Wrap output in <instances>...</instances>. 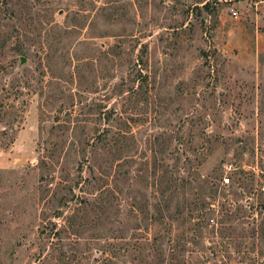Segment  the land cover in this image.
<instances>
[{
    "label": "rangeland",
    "instance_id": "rangeland-1",
    "mask_svg": "<svg viewBox=\"0 0 264 264\" xmlns=\"http://www.w3.org/2000/svg\"><path fill=\"white\" fill-rule=\"evenodd\" d=\"M0 264H264V0H0Z\"/></svg>",
    "mask_w": 264,
    "mask_h": 264
},
{
    "label": "trees",
    "instance_id": "trees-1",
    "mask_svg": "<svg viewBox=\"0 0 264 264\" xmlns=\"http://www.w3.org/2000/svg\"><path fill=\"white\" fill-rule=\"evenodd\" d=\"M227 180H228V178H227ZM216 191H217V188L212 190L213 193H216ZM204 208H205L204 205H202V207H196L195 205L190 207L191 211H193V210L197 211L196 217H197L198 221H200V222L192 223L194 228H196L197 230H202V228L206 227L207 225H210V223H208V217H209L208 212ZM220 209L222 211H224V213H221V218H223V216L226 215L227 213H226L224 208H220ZM217 210L219 212V208ZM211 221H214V220L211 218ZM223 221L224 220L220 219L218 222L216 221L214 224H212V226L215 227L217 225V227L221 230L223 228ZM170 227L172 228L171 225H170ZM171 234L172 233L170 232V234L166 240L165 245H166L167 251L170 252V254H173L174 250H177V251L183 250L184 247H182V246L184 243H182V241H179V240H174ZM153 245H155L154 241H152L150 244H148V247L151 248V246H153ZM108 246H109V244H108ZM109 249H107V250L99 249V254L104 257V260H106L108 262H112V257H115V255H110V256L106 255L105 256L106 252ZM131 250H136V247L134 246V249H126L124 251H126V253H129ZM112 254H113V252H112Z\"/></svg>",
    "mask_w": 264,
    "mask_h": 264
},
{
    "label": "water",
    "instance_id": "water-1",
    "mask_svg": "<svg viewBox=\"0 0 264 264\" xmlns=\"http://www.w3.org/2000/svg\"><path fill=\"white\" fill-rule=\"evenodd\" d=\"M25 57L24 56H20V64H23L25 62Z\"/></svg>",
    "mask_w": 264,
    "mask_h": 264
}]
</instances>
